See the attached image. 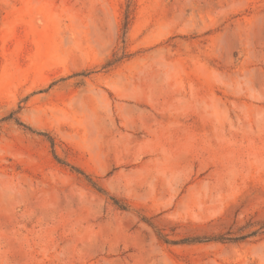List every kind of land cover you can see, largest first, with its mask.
<instances>
[{"label": "rangeland", "instance_id": "1", "mask_svg": "<svg viewBox=\"0 0 264 264\" xmlns=\"http://www.w3.org/2000/svg\"><path fill=\"white\" fill-rule=\"evenodd\" d=\"M0 264H264V0H0Z\"/></svg>", "mask_w": 264, "mask_h": 264}, {"label": "trees", "instance_id": "2", "mask_svg": "<svg viewBox=\"0 0 264 264\" xmlns=\"http://www.w3.org/2000/svg\"><path fill=\"white\" fill-rule=\"evenodd\" d=\"M18 122V121H16ZM20 126H22L23 128H25L26 130H28L29 132L31 133H34L35 131H33L32 129H30L29 127L25 126V125H22L21 123H18ZM52 144V143H51ZM56 158V157H55Z\"/></svg>", "mask_w": 264, "mask_h": 264}]
</instances>
